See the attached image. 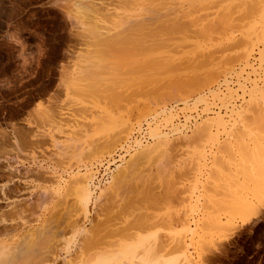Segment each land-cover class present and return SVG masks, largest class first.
<instances>
[{
  "label": "rangeland",
  "instance_id": "rangeland-1",
  "mask_svg": "<svg viewBox=\"0 0 264 264\" xmlns=\"http://www.w3.org/2000/svg\"><path fill=\"white\" fill-rule=\"evenodd\" d=\"M137 1L0 0V264H72L140 236L152 239L149 246L164 243L157 263L264 264V46L249 47L247 59L224 42L198 90L156 91L150 80L161 76L135 70L134 46H112L123 37L159 39L128 31L154 24L138 25ZM197 37L190 32L187 41ZM189 48L172 51L177 63ZM158 139L162 155L113 190L139 146ZM121 149L126 156L100 179L98 165ZM81 178L91 193L87 212ZM92 237L102 242L87 249Z\"/></svg>",
  "mask_w": 264,
  "mask_h": 264
},
{
  "label": "bare ground",
  "instance_id": "bare-ground-1",
  "mask_svg": "<svg viewBox=\"0 0 264 264\" xmlns=\"http://www.w3.org/2000/svg\"><path fill=\"white\" fill-rule=\"evenodd\" d=\"M128 1L131 2V0H128ZM132 1L134 2L137 0H132ZM119 2H121V1H119ZM133 2H131V3L134 4ZM137 2H138V4L141 3V5H139V7L142 6L140 9L142 13H140V15L143 14V16H144V19H138L137 22L139 20L140 21L141 20H144V21L150 20V21H153L154 24H152V22L151 23L149 22L150 24H152L151 26H150V24H148V25L147 24L146 25L140 24L141 26H138V27H136V25L133 26V24H132L133 27L131 26L130 29H128V31L129 30H131V32L132 31H134V32L141 31L142 34L145 33V35H147L146 37H152L153 36L156 38L158 37L159 39L156 42H153L152 40L149 41L148 40L149 38L148 39L145 38L146 39L145 41L144 40L140 41V42L137 41L135 43V42H133L135 40L134 38H133L134 40H131L129 38L132 41L131 42L128 40L127 41L123 40V38H124L123 37V38H120L118 41H117V39H115L112 42V46L116 45L115 47H119V46L121 47L123 45V46H126L127 48L129 46H131V48H132V46H134V47L136 46L135 48L133 47V49H136L135 53H134V51L130 52L133 56V62L136 63L134 65L135 67H137L135 70L136 71L138 70V73L140 71V73H142L143 75H146L148 77H150L152 75H156V74H158L161 77L163 76L162 78L158 77V79H157V77H156V79L150 80L151 82L155 81V83L154 82L153 83L155 84L156 87H154L153 83H151V82L150 83L155 88V89L154 88H152V89H154L156 91L158 89H160L161 86H165V87H169V88L172 87V89H174V91H175V89L180 90V91H178L180 93L188 92V90L189 89L191 90V88L197 89L196 85H199L198 83H200L201 81L203 82V80H204L203 83H205V81H207L205 79L208 78V77L206 78V76L207 75L209 76L208 73H211V72L213 73V67L214 66L210 65L211 60H213L212 57L214 55V54L211 55V52H213V48H218V49H219V47L222 48L221 44L224 42H226V44H228L230 46L235 45V47L237 49L233 48V49H235L234 52H237V55L239 54L240 56L245 55L244 56L245 58H247L249 56L248 55L250 53L249 50L251 49V48L249 49V47L253 48L254 46H257L259 43H261L262 46H264V0H138ZM127 4H129V3H127ZM132 16H134V14H132ZM154 21H156V23ZM137 22H136V24H137ZM139 22H138V25H139ZM145 23L146 22H144V24ZM128 27H129V25L126 28H128ZM134 27H136V28H134ZM92 29H94V28H92ZM120 29H122V28H120ZM190 32H192V33L195 32L196 35L198 36L197 37L198 39L194 42L189 43V41H187V40H189V39H187V37H188ZM94 33H97V32H94ZM142 34H141V36L143 37ZM176 36L178 37L177 42H175V41L165 42V41H167V40H165L166 38L170 39V38H173ZM116 37H117V35H116ZM109 39H111V38H109ZM186 42H188V44H185ZM188 45L191 46L192 50L189 51V53L186 52L187 54L183 55L182 58L180 57L182 59V62H180L181 64L179 62L177 63L175 61L177 59V56L174 57L172 54V51L175 53H178V52H180L181 48L183 49L185 46H188ZM223 46L225 47L226 45H223ZM191 48H189V49H191ZM112 49L114 51V47ZM182 51H184V50H182ZM263 52H264V47H263ZM135 54L140 55V59L139 60L137 59L138 61L134 60V56H136ZM231 56H233V55H231ZM215 57H216V55H215ZM241 57L243 58V56H241ZM180 58H179V61H181ZM226 58H227V56H225V58H224V60H222V62L220 61L221 63H224V65L225 64L227 65V62H228L227 59H229V57L227 59ZM234 58L237 59V57H235V56H234ZM118 59H119V57H118ZM115 61H116V59H115ZM119 63H120V61H119ZM119 63H116V65H118ZM122 64H124V63L122 62ZM102 66H104V65H102ZM120 66H119V69L121 68ZM182 66L185 67L184 69H187L186 72L184 71L185 73L183 72L184 74L182 73V75L185 77H183L182 75L180 76L181 73H179L180 68ZM133 68H131L132 69L131 71L126 70L127 68L125 70L121 69L120 71L124 70V71L132 72V71H134ZM222 69H223V67H222ZM104 70H106V69H104ZM112 70H116V68H114ZM206 70H209V72ZM217 70H218V68H217ZM117 71H118V69H117ZM120 71H118V72H120ZM101 72H104V71L102 70ZM216 72H218V71H216ZM219 73H221V72L219 71ZM219 73H217V74H219ZM121 74H123V73H121ZM124 74H126V73H124ZM201 74H205L204 75L205 78L203 77L202 80H201V76H202ZM113 75L115 77L113 79L116 80L117 79V73L114 72ZM213 75L215 76V74H213ZM199 77H200V79H199ZM113 79H111V80H113ZM108 80H110V79H108ZM115 80H114V84L116 83L115 86L114 85H112L114 87L110 86L112 89H117V87H119L118 83H121L119 81L117 83V82H115ZM156 80L158 82H156ZM92 83L94 84V82H92ZM142 83H143V81L141 82V84H138V85H142ZM110 84H112V83H110ZM151 84H149V81H148L147 85H151ZM194 86H196V87L194 88ZM143 87H145V86L143 85ZM93 89H91V90H93ZM103 89H105V88H103ZM135 89H137V88H135ZM135 89H131V91L135 90ZM149 89L150 88H148V90ZM117 90L116 91L114 90L115 91V97H116V92L118 93ZM177 90H176V92H177ZM140 92L142 93V91H140ZM111 93L114 94V92H111ZM134 93H136V92H134ZM157 93L158 92H156V94ZM112 94H110L112 96V98H115ZM138 94H139V92H138ZM146 95H148V94H146ZM159 95H160V97L162 96L161 94H159ZM172 95H173V93H172ZM148 97H150V96H148ZM153 97H155V96H153ZM156 97H159V96H156ZM113 100H111V101H113ZM116 100H117V98H116ZM115 121L117 122V120H115ZM122 125L123 126L121 128L119 127L118 129H114L113 133H111L113 135L112 141L118 140L122 137L121 135L126 130L125 128L127 126V125L125 126V124H122ZM136 136H137V138L143 137V135L141 133L136 134ZM158 140H160V139H158ZM161 141L163 142V140H160V142L155 141V144L152 146H149V147L148 146H144V147L139 146V149L136 151L137 153H134V156H132L133 159H132V157L130 159L132 161V164H130L129 167L127 165L126 169H121V170L117 171L118 174L116 176L114 175L115 180L113 181V184H112L114 187L112 186L111 188H113V190L115 189L117 192V191H119L120 188L128 186L130 179L137 177L138 173L140 172L139 171V165L143 161H144L143 163H145V160H148L152 157L162 155L161 153L164 152V148L162 145L163 143H161ZM118 151L122 152V153L117 152L118 153V160H119L118 163H119L121 161V159L126 156V154H125L124 149H121ZM118 163H116V164H118ZM116 164H114V166ZM109 172H110V170L106 173V176L104 178L107 177ZM96 173H97V171H96ZM84 184H87V181L85 179L81 178L79 180V186L76 189L80 194V210L87 212V206L91 200V193H90L88 186H84ZM122 231H121L122 233L120 232V234L127 237L126 233L124 232V229H122ZM124 233H125V235H124ZM110 234H111V232H110ZM110 234L108 233L107 235H110ZM112 234H113V232H112ZM122 235H121V237H123ZM176 236H177V238H175L176 239V241H175L176 245H178L177 247L182 248L183 244H184L183 243L184 241L182 239L183 235L182 236L179 235L181 237H179L178 235H176ZM173 238H174V236H173ZM149 239L150 238L140 236L137 238V240H135V242H131V243L128 242V238H126L124 240L118 239V241H116V243L114 242L115 244L109 243V245H111V247L113 246L114 248L112 250H109V251L107 250L108 254H105L106 253L105 250H104L105 252H103V253L100 250H97L98 252L95 253L93 255V257L91 256V258H89V259H84V260H81L80 262H75L72 264H132V261H134L133 259H136V258L138 259L137 264H177V262L175 260H162L160 263H157L156 256L159 254H158V252H156V249L160 248L161 244H159V243H161L162 241L158 242V240L157 241L155 240L156 242H158V243H155V242H153L154 241L153 240L152 242L155 243V245L149 246L148 244L152 240L151 239L149 241ZM99 242H102V239L97 238V240H93V237H92L86 243L85 246H87V249L96 248L97 245H99ZM111 243H113V242H111ZM111 247H110V249H111ZM138 256H139V258H138ZM4 259H6V257Z\"/></svg>",
  "mask_w": 264,
  "mask_h": 264
},
{
  "label": "built area",
  "instance_id": "built-area-1",
  "mask_svg": "<svg viewBox=\"0 0 264 264\" xmlns=\"http://www.w3.org/2000/svg\"><path fill=\"white\" fill-rule=\"evenodd\" d=\"M115 152L112 153L110 156L105 157L106 159H103L99 164V169L101 171L100 179H104L106 173L110 170L109 167L119 161L117 152H121V151L116 150Z\"/></svg>",
  "mask_w": 264,
  "mask_h": 264
}]
</instances>
